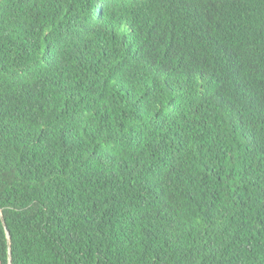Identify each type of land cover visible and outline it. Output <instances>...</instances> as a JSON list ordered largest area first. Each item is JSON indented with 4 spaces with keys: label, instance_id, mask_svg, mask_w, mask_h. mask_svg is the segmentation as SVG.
<instances>
[{
    "label": "trees",
    "instance_id": "1",
    "mask_svg": "<svg viewBox=\"0 0 264 264\" xmlns=\"http://www.w3.org/2000/svg\"><path fill=\"white\" fill-rule=\"evenodd\" d=\"M0 208L11 264H264V0H0Z\"/></svg>",
    "mask_w": 264,
    "mask_h": 264
},
{
    "label": "water",
    "instance_id": "2",
    "mask_svg": "<svg viewBox=\"0 0 264 264\" xmlns=\"http://www.w3.org/2000/svg\"><path fill=\"white\" fill-rule=\"evenodd\" d=\"M0 212H1V208H0ZM1 216V219H2V222H3V225H4V228H5V231H6V237H7V254H8V264H11L10 263V259H11V239H10V233L9 231L7 230L6 228V225H5V222L3 220V216L2 214H0Z\"/></svg>",
    "mask_w": 264,
    "mask_h": 264
}]
</instances>
